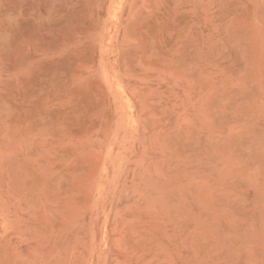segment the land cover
<instances>
[{
	"label": "rangeland",
	"instance_id": "374dc122",
	"mask_svg": "<svg viewBox=\"0 0 264 264\" xmlns=\"http://www.w3.org/2000/svg\"><path fill=\"white\" fill-rule=\"evenodd\" d=\"M0 264H264V0H0Z\"/></svg>",
	"mask_w": 264,
	"mask_h": 264
}]
</instances>
